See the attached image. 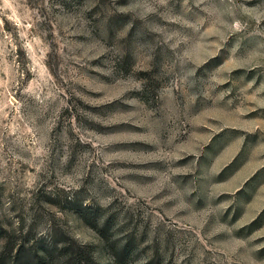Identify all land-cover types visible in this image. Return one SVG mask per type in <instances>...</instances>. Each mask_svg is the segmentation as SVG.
Returning a JSON list of instances; mask_svg holds the SVG:
<instances>
[{
	"label": "rangeland",
	"instance_id": "rangeland-1",
	"mask_svg": "<svg viewBox=\"0 0 264 264\" xmlns=\"http://www.w3.org/2000/svg\"><path fill=\"white\" fill-rule=\"evenodd\" d=\"M11 237L264 264V0H0Z\"/></svg>",
	"mask_w": 264,
	"mask_h": 264
},
{
	"label": "trees",
	"instance_id": "trees-1",
	"mask_svg": "<svg viewBox=\"0 0 264 264\" xmlns=\"http://www.w3.org/2000/svg\"><path fill=\"white\" fill-rule=\"evenodd\" d=\"M0 256V264H103L96 260L93 247L71 240L60 244L27 240L17 243L11 237ZM113 263H116L114 257Z\"/></svg>",
	"mask_w": 264,
	"mask_h": 264
}]
</instances>
